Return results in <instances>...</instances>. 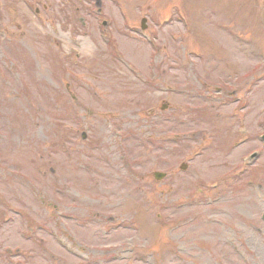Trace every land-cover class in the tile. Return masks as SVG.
I'll return each mask as SVG.
<instances>
[{"label": "rangeland", "instance_id": "1", "mask_svg": "<svg viewBox=\"0 0 264 264\" xmlns=\"http://www.w3.org/2000/svg\"><path fill=\"white\" fill-rule=\"evenodd\" d=\"M72 1L77 7L76 1L88 3ZM102 1L107 17L115 20L110 26L114 33L108 25V31H103L106 36L101 35L91 21L90 34L74 36L71 44V30L60 28L58 22L71 23L67 15H31L20 0H0V173L9 176L0 179V219L13 221L0 226V264L11 261L7 262L3 252L7 244L13 251L24 246L34 252L29 264H78L73 257L78 255V243L100 248L105 242L128 241L146 245L155 256L142 261L112 258L110 264H241L230 248L240 243L249 250L252 264H264V221L260 218L264 211V155L242 180L233 183L226 177L239 160L244 157L249 162L251 151L261 150L254 134L264 125V31L260 24L264 15L259 17L264 0H122L127 12L123 19L117 13V0ZM135 4L145 5L142 9ZM174 7L183 10L193 25L188 36H181L176 19L165 16ZM81 12L86 16L83 8L78 18ZM144 17L151 42L134 34ZM232 28L252 37L253 44L233 40ZM75 29L82 31L79 26ZM174 31L178 36H171ZM7 35L11 38L2 40ZM68 46L79 50L78 65H68L61 58L69 54ZM157 47L160 52L150 55ZM186 49L194 54V50L203 51L205 60L187 55ZM115 50L133 61L136 72L130 74L112 59L110 51ZM169 51L173 52L168 62L172 69L165 64ZM155 61L152 81L150 66ZM12 64L18 73L10 71ZM251 69L252 81L247 76ZM140 75L150 83H139ZM20 79L36 97L35 110L20 98L19 85L16 88ZM228 82H232L231 102L222 100L228 98L222 94L229 92ZM167 83L186 91L166 94ZM219 86L222 93L215 94ZM64 88L75 94L83 126L89 124L93 130L87 142L72 134L71 142L58 147L65 152L54 153L53 121L58 113L64 137L76 124ZM203 88H210V96L220 100H209L206 93L197 92ZM39 91L44 95L39 96ZM166 117L168 124L162 121ZM154 120L159 121L157 126ZM129 128L140 132L141 143L143 138L160 137L169 130L184 133L175 136L171 132V143L164 147L168 151L156 146L145 150L139 141L114 137ZM94 144L101 150H93ZM183 163L186 170L180 168ZM84 164L90 166V172L78 168ZM155 171L167 175L156 181ZM249 179L261 185L251 187ZM216 181L219 186L213 190ZM56 185L62 188L61 196L53 191ZM30 189L36 191L34 198ZM190 194L201 199L202 205L195 206L196 199ZM38 199L44 201V207L38 206ZM73 203L75 209L70 211ZM8 205L22 209L25 218L7 215ZM55 208L74 212L80 219L88 214L103 215L106 223L79 228L73 221L58 219ZM36 220L44 225L33 226ZM116 221H129L136 231H125L122 226L114 229ZM31 226L40 233L29 232ZM56 227L60 231L55 234ZM102 227L111 228L106 238ZM58 237L63 241L60 248ZM32 238L34 242H29ZM68 250L74 253L67 254ZM118 252L126 256V251ZM37 253L52 255L53 263ZM13 262L19 259L13 258Z\"/></svg>", "mask_w": 264, "mask_h": 264}, {"label": "bare ground", "instance_id": "2", "mask_svg": "<svg viewBox=\"0 0 264 264\" xmlns=\"http://www.w3.org/2000/svg\"><path fill=\"white\" fill-rule=\"evenodd\" d=\"M85 45H87V44L85 43Z\"/></svg>", "mask_w": 264, "mask_h": 264}]
</instances>
